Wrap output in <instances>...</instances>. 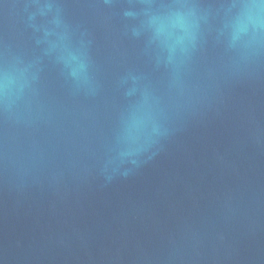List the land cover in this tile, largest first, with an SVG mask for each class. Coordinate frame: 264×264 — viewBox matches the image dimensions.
I'll return each instance as SVG.
<instances>
[{
	"label": "water",
	"instance_id": "obj_1",
	"mask_svg": "<svg viewBox=\"0 0 264 264\" xmlns=\"http://www.w3.org/2000/svg\"><path fill=\"white\" fill-rule=\"evenodd\" d=\"M0 264H264V0H0Z\"/></svg>",
	"mask_w": 264,
	"mask_h": 264
}]
</instances>
